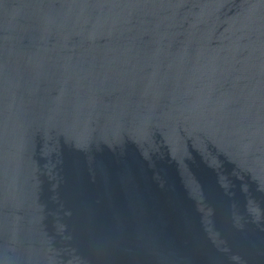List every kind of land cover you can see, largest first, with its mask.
I'll list each match as a JSON object with an SVG mask.
<instances>
[{
	"label": "water",
	"instance_id": "1",
	"mask_svg": "<svg viewBox=\"0 0 264 264\" xmlns=\"http://www.w3.org/2000/svg\"><path fill=\"white\" fill-rule=\"evenodd\" d=\"M0 264H264V0H0Z\"/></svg>",
	"mask_w": 264,
	"mask_h": 264
}]
</instances>
